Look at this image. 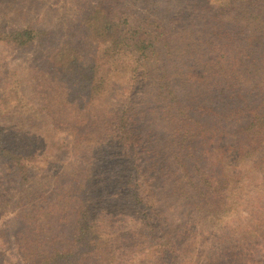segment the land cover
I'll use <instances>...</instances> for the list:
<instances>
[{"label":"rangeland","instance_id":"obj_1","mask_svg":"<svg viewBox=\"0 0 264 264\" xmlns=\"http://www.w3.org/2000/svg\"><path fill=\"white\" fill-rule=\"evenodd\" d=\"M100 1L119 19L127 18L134 26L143 20L140 16L148 17L155 25L147 18L142 22L152 24L147 27L154 37L164 40L168 32L173 51L162 50L161 55L172 60L166 66L177 81L180 74L203 72L204 68L210 72L212 66L206 69L205 62L227 50L234 26L232 18L238 17L241 6L240 0H0V25L7 15L2 24L4 29L31 26L47 34L22 49L0 43V149L35 157L27 167L31 171V182L27 185H21L0 158V232L6 231L5 238L0 235V264H44V255H52L57 245L77 231L72 223L73 214L84 196L75 185L81 183L93 160L98 168L90 187H99L96 196L100 195L97 199L102 204L100 208L112 207L106 217L112 220L116 231L123 232L124 240H128V231L133 229L128 222L133 214L113 210L114 188L104 194L100 189L112 184L113 174L118 170L115 162L104 165L97 153L102 151L98 143L106 137L102 120L111 118L108 113L117 110L118 102L126 99L131 83L125 68L127 62L102 65L100 48L89 43L83 30L87 10ZM260 4L264 7V0ZM67 43L75 45L87 59L98 57L94 65L100 67L102 80L95 85H75L51 72L52 52ZM261 54L264 57V40L257 55ZM213 61L212 65L217 63ZM218 63L222 67L221 71L215 68L218 75L230 71V63L224 60ZM246 73H250L246 75L249 79L258 76V87H264V66L259 71L248 68ZM252 84L242 90L237 85L233 90L219 83L224 94L219 96L213 89V95L200 111L198 105L190 117L181 116L179 136L173 135L175 124L169 122V116L165 118L152 81L142 83L134 92L133 99L137 101L148 95L145 106H140L144 116L139 117L137 129L148 145L144 152L148 155L145 154L146 159L158 177L153 183L156 203L160 201L172 228L178 226L179 236L187 245H194L190 251L197 255L191 257L187 252L185 264H264V130L256 140L258 144L246 145L245 150L239 151L240 140L246 139L247 133L241 131V139L237 133L245 116L237 118L234 112L236 107L243 111L254 105L245 92H250L251 97L254 94L256 101L260 97L264 101V89L256 92ZM178 89L189 99L192 96L187 94L197 90L184 82ZM186 131L196 140L189 142L190 149L184 151L179 142ZM200 171L205 178L198 176ZM176 172L180 180L173 176ZM223 175L228 176V182L219 187ZM233 178H239V184ZM207 179L212 182L213 192L202 190V193L214 199L208 212H202L186 204L192 194L176 187L182 188L181 181L192 188L203 187ZM221 187H226L227 193L222 200L214 192ZM26 190H30L27 195L35 201L33 208L30 205L26 208L20 198V191L27 193ZM87 194L85 197L91 198ZM27 211L37 220L35 225L23 218ZM133 244L130 240L127 244L121 241L115 244L114 250L121 259L115 264H127L132 251L128 246ZM86 250L81 255L93 259L86 264H103L99 263L100 257Z\"/></svg>","mask_w":264,"mask_h":264},{"label":"trees","instance_id":"obj_2","mask_svg":"<svg viewBox=\"0 0 264 264\" xmlns=\"http://www.w3.org/2000/svg\"><path fill=\"white\" fill-rule=\"evenodd\" d=\"M260 1L240 0L239 15L232 18L234 26L229 33L230 38L227 37L229 38V43L226 45L227 50L222 56L220 55L215 59L209 58L205 62L206 69L212 66L209 69L210 72H205L204 68L203 72H192L188 75L180 74L178 76L179 81L173 79L172 74L174 73L171 74L168 66H166L172 60L161 55L162 50L173 51L171 47L173 40L168 37L170 36L168 32L164 40L160 37H154L151 35L149 27L155 23L149 21L148 17L140 16L143 18L142 21L147 18L152 24L145 25L140 21L137 26H134L127 18L119 19L101 1L87 10L82 21V27L89 43L96 49L100 48V60L102 62H99L102 65H114L126 61L125 68L130 74L131 83L126 99L118 102L117 110L108 113L111 118L105 121L106 117H104L102 120L106 137L103 142L98 143V147L102 151L97 153L99 157L103 158L101 161L104 165L115 162L113 165L118 166V170L113 174L112 184L100 189L103 190L104 194L109 188H114L115 200L113 201L116 204L113 210L118 209L133 214L134 217L128 221L133 229L128 231V240H124L121 236L123 232L116 231L112 220L106 217L112 207L105 205V207L100 208L102 204H100V200H97L100 195L96 196L99 187H90L91 181L95 178L94 171L98 168L95 160H93L94 157H91L90 160H93L90 163L92 164L91 168L85 171L81 183L75 185L77 189H80V194L84 196L83 199H79L78 210L73 214L72 223L76 225L77 231L69 235V239H64L57 245L58 248L52 251V255L46 253L43 260L44 264H86L85 262L93 259L92 257L86 259L81 255L85 249H88L86 251H90L95 257H100L99 263L102 261L103 264H115L120 259V255L114 250L115 244L120 241L122 244H127L129 240L133 241L134 244L133 246L127 245L128 249L132 250L127 264H185V260L188 262L187 252L191 257L197 256L190 251L194 245H187L182 239L183 237L179 236L176 229L178 226L172 228L170 217L160 205V201L156 203L153 183L157 182L158 177L155 175L156 171L151 167L150 161L146 159L147 154L145 153V155L144 152L148 145L137 129L139 117L144 116L142 115L143 110L139 111L140 106H145L148 95H142L137 101L133 99L134 92L142 83L152 81L159 98L164 102L163 104L160 101L159 104L162 105L165 118L169 116V122L175 124L176 133L173 135L179 136L181 134L179 123L183 121L181 116L190 117L191 114L196 113L198 105V111H200L203 104L208 102L207 98L213 95V89L218 92L219 96L224 94L223 90H219L223 84L219 85V83H224L225 86L233 90L237 85H240L239 89L242 90L245 85L252 83V89H256V92L258 89H264V87L257 85L258 76L256 78L253 76L252 79L246 77L250 74L246 73L248 68L259 71L264 66L263 54L257 55L264 40V7H261ZM5 17L7 15H4L1 20L3 23ZM3 23L0 25V43L13 48H26L36 42L43 34L47 35L45 31H39L31 26L4 29ZM97 58L87 59L75 45L67 43L52 52L50 69L51 72L67 78L72 84L89 86L94 83L95 85L98 80H102L99 74L100 67L94 65ZM213 60L217 62L214 65H212ZM223 60L227 64L230 63V71L225 74L221 72L218 75V72L222 70L218 61ZM240 69H244V72ZM214 77L217 79L215 82ZM181 82L188 84L189 87L197 88L195 93L187 94L192 96L191 99L178 89ZM244 94L246 98L252 100L254 105L248 106V109L243 111H238L237 107L234 110L237 118L238 116H245L243 117L245 128L243 125L237 135L241 139V131L247 134L246 139L240 140L239 151L245 150L246 145L249 147L258 144L259 141L256 140L259 139L260 135H263L264 130V126H262L264 125V101L261 97L259 101H256V96L253 94L251 97L250 92ZM239 95L240 93L236 96ZM241 96L245 101L244 95ZM218 114L214 112V115ZM196 124L198 125L199 122L197 121ZM182 136L179 148L186 151L188 148L190 149L189 144L196 139L189 131L183 133ZM200 137L202 138V136ZM0 158L6 162L8 171L13 172L18 177L21 185H27L28 182H31V171L27 167L35 161L34 156L17 153L9 149H0ZM109 173L113 172L110 170ZM178 175V172L173 173L176 180H180ZM198 176H201L202 179L205 178L201 171ZM222 177L219 181V187L224 182H228V176L223 175ZM233 179L239 184V178ZM87 184L89 185L87 186ZM179 185L182 188H176L184 190L188 195L192 194L186 199V204L194 206L202 212H208V206L212 205L210 201L214 198L208 196L209 194L204 195L202 190L209 193L213 192L211 181L207 179L203 187L199 185L192 188V186H186L185 183L183 185V181ZM225 188L221 187L214 190L219 197L221 195V200L227 195ZM26 191L27 193L20 191L22 197L19 194V197L24 199V206L26 208L28 205L35 206L34 199L27 195L30 194V190ZM86 194L90 195L91 198H86ZM22 216L29 224L34 223L33 225H35L37 223L34 215L29 214L28 211ZM66 221L69 222L68 219ZM133 230L135 232H132ZM0 235L1 238H5L6 231L2 230ZM68 244L71 246L68 247ZM128 255L125 257L128 258Z\"/></svg>","mask_w":264,"mask_h":264}]
</instances>
